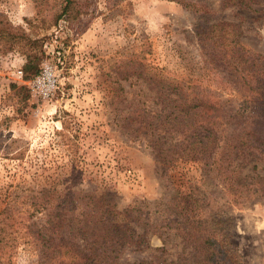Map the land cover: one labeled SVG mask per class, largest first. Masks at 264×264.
I'll return each instance as SVG.
<instances>
[{"label":"rangeland","instance_id":"374dc122","mask_svg":"<svg viewBox=\"0 0 264 264\" xmlns=\"http://www.w3.org/2000/svg\"><path fill=\"white\" fill-rule=\"evenodd\" d=\"M60 1H50L38 16L36 0H0V16L40 39L43 52L40 72L29 80L22 52H0V198L43 178L72 189H106L119 210L138 203L152 211L196 189L221 197L198 163L163 168L128 127H137L131 119L152 120L160 109L154 76L191 78L203 96L220 97L215 81L201 75L204 57L193 30L209 18L238 22L234 10L202 0L213 9L203 20L174 0H79L76 18L53 24ZM243 16L245 49L264 56V12ZM12 85L25 86L29 99L21 100ZM76 166L82 174L71 171ZM227 217V246L238 264H264V200L229 210ZM149 241L152 249L163 246L158 236ZM151 254L124 256L139 262ZM14 264H36L33 243L19 244Z\"/></svg>","mask_w":264,"mask_h":264},{"label":"trees","instance_id":"16d2710c","mask_svg":"<svg viewBox=\"0 0 264 264\" xmlns=\"http://www.w3.org/2000/svg\"><path fill=\"white\" fill-rule=\"evenodd\" d=\"M50 1L36 0L38 16ZM174 1L203 20L213 11L202 0ZM78 2L61 0L53 24L76 18ZM220 8L233 9L240 21L209 18L193 30L204 57L201 75L215 81L220 97L203 96L191 78L154 76L161 107L152 120H129L137 127L128 131L146 141L163 168L198 163L221 197L196 189L176 193L152 211L138 203L119 210L106 189H72L51 178L16 185L0 198V264H14L25 242L33 243L36 264H238L224 233L228 211L264 200V56L245 49L242 21L244 13L264 12V0H220ZM40 43L0 16V52L25 55L24 80L40 72ZM12 88L21 100L29 99L25 86ZM71 171L83 173L78 166ZM151 236L163 246L152 249ZM147 250L154 254L139 262L124 256Z\"/></svg>","mask_w":264,"mask_h":264},{"label":"built area","instance_id":"2783aa9c","mask_svg":"<svg viewBox=\"0 0 264 264\" xmlns=\"http://www.w3.org/2000/svg\"><path fill=\"white\" fill-rule=\"evenodd\" d=\"M20 73V75H21V72H19Z\"/></svg>","mask_w":264,"mask_h":264}]
</instances>
